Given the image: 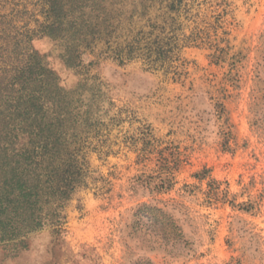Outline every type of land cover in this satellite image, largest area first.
<instances>
[{"label": "rangeland", "instance_id": "obj_1", "mask_svg": "<svg viewBox=\"0 0 264 264\" xmlns=\"http://www.w3.org/2000/svg\"><path fill=\"white\" fill-rule=\"evenodd\" d=\"M0 264H264V0H0Z\"/></svg>", "mask_w": 264, "mask_h": 264}, {"label": "trees", "instance_id": "obj_2", "mask_svg": "<svg viewBox=\"0 0 264 264\" xmlns=\"http://www.w3.org/2000/svg\"><path fill=\"white\" fill-rule=\"evenodd\" d=\"M59 27H61V26L59 25ZM58 29H60V28L57 27V30ZM3 33L9 34L8 31H4ZM18 44H19V42H16V46H18ZM30 51L36 55V52L34 50H32L31 48H30ZM29 80H31V78L28 79L25 82V84H27L29 82ZM55 89H56V87H55ZM28 91L29 92L27 94V99H24V97H23V99H24L23 108H22L23 114H25V115L29 114L30 115L31 112H33V113L38 112L39 114H41V113L47 114L48 112L54 113V114L58 113V111L52 112V109H54V107H57V109H58L57 104L59 103V101L57 100V98L56 99L53 97L51 98L50 95L46 96V95H44L43 92H41V89L37 90V88H34L32 90H28ZM45 92H47V91H45ZM53 94H55L57 97L56 91L53 92ZM52 121H54V123H51L50 124L51 126L55 125V122L60 121V115L57 114L54 118H52ZM15 135L16 136L14 138L18 137V134H15ZM49 137H51V136H49ZM63 139H65V138H63ZM12 145H14V144H12ZM23 147H24L23 144H19L18 146H16V144H15V147H13V149H22ZM42 149L45 151V153L49 152V153H52L56 156H59L60 153L65 152L64 144L61 143L60 138H56L55 140H52V141L45 143L43 145ZM73 175L74 174L70 173V171H69V176L67 179V185L65 188L68 190H67V192H65V195H67L68 192H71L74 189V185L76 183V180H75V178H73ZM61 194L64 195V192H62Z\"/></svg>", "mask_w": 264, "mask_h": 264}]
</instances>
